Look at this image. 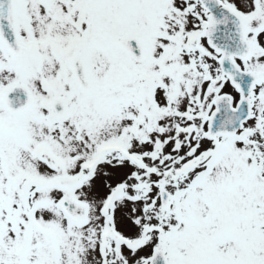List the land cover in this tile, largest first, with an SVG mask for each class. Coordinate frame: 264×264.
<instances>
[{
    "label": "snow or ice",
    "instance_id": "6c2138e0",
    "mask_svg": "<svg viewBox=\"0 0 264 264\" xmlns=\"http://www.w3.org/2000/svg\"><path fill=\"white\" fill-rule=\"evenodd\" d=\"M0 264H264V0H0Z\"/></svg>",
    "mask_w": 264,
    "mask_h": 264
}]
</instances>
